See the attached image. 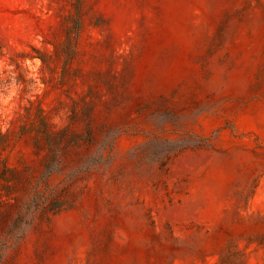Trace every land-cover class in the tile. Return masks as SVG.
I'll use <instances>...</instances> for the list:
<instances>
[{"label": "rangeland", "instance_id": "rangeland-1", "mask_svg": "<svg viewBox=\"0 0 264 264\" xmlns=\"http://www.w3.org/2000/svg\"><path fill=\"white\" fill-rule=\"evenodd\" d=\"M0 264H264V0H0Z\"/></svg>", "mask_w": 264, "mask_h": 264}, {"label": "trees", "instance_id": "trees-1", "mask_svg": "<svg viewBox=\"0 0 264 264\" xmlns=\"http://www.w3.org/2000/svg\"><path fill=\"white\" fill-rule=\"evenodd\" d=\"M7 136L6 134H3L0 132V144H3L6 142Z\"/></svg>", "mask_w": 264, "mask_h": 264}]
</instances>
